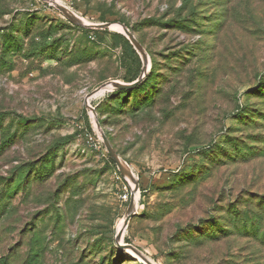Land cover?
<instances>
[{"label":"rangeland","instance_id":"obj_1","mask_svg":"<svg viewBox=\"0 0 264 264\" xmlns=\"http://www.w3.org/2000/svg\"><path fill=\"white\" fill-rule=\"evenodd\" d=\"M58 1L130 28L152 80L111 98L144 71L122 31L0 0V264H146L112 256L134 187L103 131L140 182L125 243L264 264V0Z\"/></svg>","mask_w":264,"mask_h":264},{"label":"water","instance_id":"obj_2","mask_svg":"<svg viewBox=\"0 0 264 264\" xmlns=\"http://www.w3.org/2000/svg\"><path fill=\"white\" fill-rule=\"evenodd\" d=\"M55 6L73 23L83 25V26H88V27H95V28H109L112 26V23L106 22V23H92V22H84L82 18L72 9H70L68 6L59 3V2H54ZM124 28V34L130 39L132 44L135 46L138 51L143 56L144 59V71L143 74L138 78L136 81L131 82V83H122L119 81H112L107 84V86L112 85L114 89H131L137 86L140 82H142L144 76H146V73L148 72V60H147V52L144 49V46L141 44L137 36L134 34L130 28L125 26L124 24H120ZM102 90V89H101ZM91 96H94L92 94L89 95L88 100H90ZM103 139L105 142V145L110 153L111 158L114 160V162L118 165V168L121 172V174L124 177H130L134 180L135 182V187L132 189L131 192V199L128 207V211L126 214V217L124 219L123 227L118 230L116 234V244L118 247L126 249L128 252L131 254H136L139 257L142 258V260L146 264H156L154 261L150 260L146 255H144L139 248L134 246L133 244L130 243H125L123 241L124 237V232L126 228L128 227L130 220L138 214L137 211V202H138V193L140 190V182L137 177L134 176V172L132 168L126 163V161L120 156V154L115 150L113 147L110 139L108 138L107 134L105 131L102 132Z\"/></svg>","mask_w":264,"mask_h":264},{"label":"trees","instance_id":"obj_3","mask_svg":"<svg viewBox=\"0 0 264 264\" xmlns=\"http://www.w3.org/2000/svg\"><path fill=\"white\" fill-rule=\"evenodd\" d=\"M125 38V37H124ZM127 40V39H126ZM128 42V40H127ZM12 44V43H11ZM11 46H17L16 43L12 44ZM152 80V77L151 76H148V78L146 79V81H142L140 82L137 86H135L134 88H131V89H117L116 91H114L112 94H111V98H115L116 99H119L120 97H124L126 98L127 95H131L133 92L137 91V89H141V88H145L147 87L148 85H150V82ZM153 98V97H152ZM151 100V99H149ZM148 102V101H146ZM90 126V124H89ZM111 161H113L111 159ZM114 242V240H113ZM112 256L114 255V253L116 252H119L121 254V257L126 260L127 259V256H131L132 254L130 252H126L127 250L126 249H123V248H120L118 246H116L114 243H113V246H112Z\"/></svg>","mask_w":264,"mask_h":264},{"label":"bare ground","instance_id":"obj_4","mask_svg":"<svg viewBox=\"0 0 264 264\" xmlns=\"http://www.w3.org/2000/svg\"><path fill=\"white\" fill-rule=\"evenodd\" d=\"M53 2H59L58 0H52ZM59 3H62V2H59ZM80 16V15H79ZM81 17V16H80ZM82 18V20L84 21V22H88V21H86L85 19H83V17H81ZM111 28H113V29H116V30H119V31H122V32H124V28H123V26L122 25H120V24H118V23H114V24H112V26H111ZM108 87H110V88H112L113 86L112 85H109ZM104 89H106V88H104ZM134 172V171H133ZM135 176V175H134ZM128 180H129V182H130V184L133 186V187H135V182H134V180L132 179V178H130V177H128ZM123 223H124V221H123ZM122 223V224H123ZM122 227H123V225H122ZM121 227V228H122ZM121 228H119V229H121ZM150 260H152L151 258H150ZM153 261V260H152Z\"/></svg>","mask_w":264,"mask_h":264}]
</instances>
